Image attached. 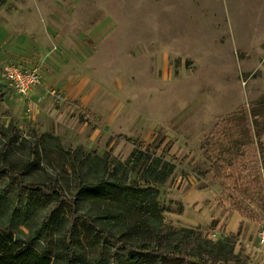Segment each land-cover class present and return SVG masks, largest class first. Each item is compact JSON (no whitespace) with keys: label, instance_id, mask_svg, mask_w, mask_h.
<instances>
[{"label":"rangeland","instance_id":"obj_1","mask_svg":"<svg viewBox=\"0 0 264 264\" xmlns=\"http://www.w3.org/2000/svg\"><path fill=\"white\" fill-rule=\"evenodd\" d=\"M12 63L41 76L33 107L8 87L4 69ZM263 99L264 0H0V229L50 256L66 251L84 238V218L75 222L64 202L28 187L59 185L77 198L80 179L68 154L79 148L108 159V172L122 163L118 178L128 170L126 185L140 186L139 167L126 164L142 149L175 166L156 186L165 226L213 241L234 235L238 260L227 264H264V211L226 178L232 171L248 182L263 178L264 102L252 108ZM253 109L260 117H252ZM234 114L241 132L246 116L255 144L231 152L225 179L218 178L208 154ZM35 149L40 157L31 167ZM11 163L23 186L6 174ZM101 176L93 172L88 180ZM200 191H210L221 219L206 225L196 205H184L185 194ZM106 198V205L133 208L124 194L110 191ZM161 264L203 262L181 257Z\"/></svg>","mask_w":264,"mask_h":264},{"label":"trees","instance_id":"obj_2","mask_svg":"<svg viewBox=\"0 0 264 264\" xmlns=\"http://www.w3.org/2000/svg\"><path fill=\"white\" fill-rule=\"evenodd\" d=\"M264 99L255 105L261 106ZM253 111V118H257L259 112ZM244 116V114H243ZM246 116L241 119L244 130L241 132V124L237 123V114L228 117L226 121L227 130L220 129L214 136V147L210 155L215 161L214 173L218 178H224L225 169L223 163L231 166V152L240 154L242 148L252 149L255 144L252 140L253 129L247 125ZM259 121L253 120L255 138L261 136ZM52 140H56L52 137ZM15 141H10L6 147V156L9 157L14 151ZM258 153L262 160L264 170V146L258 145ZM61 156L60 153H56ZM74 173L80 179V193L77 198L69 199L64 189L59 185L47 186L36 184L29 186L30 190H40L47 195L64 202L69 209L70 216L77 222L82 216L84 221L82 228L85 231L83 239L72 240L73 245L66 248V251L57 252L55 255H48L35 249L28 244L16 240L14 234L7 233L0 229V264H123L124 257L129 258L127 264H149L148 257H157L159 264L163 259L175 258H200L203 264H227L236 263L238 257L234 255L236 248V237L230 235L223 240L213 241L203 238L202 234L184 227H167L164 225V214L158 200L159 190L156 187L162 186L174 173L175 166L167 160L150 154L142 149H135L130 156L126 166L133 164L131 169L139 167L140 186L126 185L128 170L121 180L118 178L122 163L108 172V159L86 155L82 149L70 152ZM33 161L28 166L34 167L39 161V151L35 149ZM227 160H230L227 162ZM14 163L7 168V175L19 177L12 170ZM28 170V169H27ZM100 170V171H99ZM4 169H0L3 174ZM94 173L101 175L96 183H90L88 178ZM102 172V173H101ZM15 174V175H14ZM227 179H234L235 187H239L244 197L256 202L257 206L264 211V175L254 177L249 182L242 173L237 175L232 171ZM22 178H18L21 181ZM23 186V182H20ZM20 186V187H21ZM124 194L127 201L133 204L132 210L125 211L124 207L108 203L106 196L108 192ZM260 197L257 201V198ZM81 209L86 210L80 215ZM77 237V236H76ZM141 255H145L146 260Z\"/></svg>","mask_w":264,"mask_h":264},{"label":"built area","instance_id":"obj_3","mask_svg":"<svg viewBox=\"0 0 264 264\" xmlns=\"http://www.w3.org/2000/svg\"><path fill=\"white\" fill-rule=\"evenodd\" d=\"M4 77L8 83V87L22 97L29 98L36 88L41 86V76L36 70H28L21 64H8L4 69ZM53 95L57 92L52 91ZM216 237V233L213 234ZM260 239L264 243V233L260 235Z\"/></svg>","mask_w":264,"mask_h":264},{"label":"crops","instance_id":"obj_4","mask_svg":"<svg viewBox=\"0 0 264 264\" xmlns=\"http://www.w3.org/2000/svg\"><path fill=\"white\" fill-rule=\"evenodd\" d=\"M34 93L35 91L33 92V94ZM33 94L28 98L30 100L29 103L31 107H33V105L35 104L34 101L36 100V95ZM209 193L210 191H200V194L191 195L190 193H187L182 197V201L184 202V205L187 206V208L196 205L195 207L199 209V213H201L199 215L203 218V223L206 225L209 224V221L218 220L223 217L222 209L217 207L215 199ZM195 219L198 220L199 218L195 217L194 220ZM231 219H233V223L235 222L233 226L238 227L239 219L236 216H233Z\"/></svg>","mask_w":264,"mask_h":264}]
</instances>
